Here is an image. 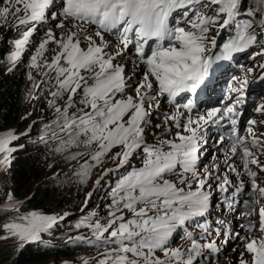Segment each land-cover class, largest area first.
I'll list each match as a JSON object with an SVG mask.
<instances>
[{
	"label": "snow or ice",
	"instance_id": "1",
	"mask_svg": "<svg viewBox=\"0 0 264 264\" xmlns=\"http://www.w3.org/2000/svg\"><path fill=\"white\" fill-rule=\"evenodd\" d=\"M204 3L205 0H61L59 15L76 21L73 26L80 31H84L80 27L82 24L95 25L94 35L102 42L104 32L117 35L123 49L118 50L116 56L121 55L130 45L134 47L146 69L143 81L135 88L139 102L132 96L118 98V94L124 93L127 87L124 69L113 64L115 56L105 54L104 48L109 45L96 44L90 34L84 35L89 43L83 49L80 40L76 39V32L70 31L66 38L57 40L49 30L46 38L36 47L35 55L31 56L30 67H37V59L43 55L49 42H55L59 47L51 63L45 62V66L55 72L53 79L56 91L50 93L53 99L49 105L54 106L57 98L68 93L63 108L56 106V125L66 137L60 139L57 151L79 144L97 145V150L90 157L95 163L85 162L82 166V182L87 179L91 168L101 163L114 147H121V151L112 157L114 161L119 160V166H123L137 149H142L144 153L143 165L123 176L112 189L107 222L101 224L96 221L88 225L97 239L116 245L105 252L99 264H198L204 249L214 253L220 251L215 242L201 244L192 232L184 233L190 241L186 248H171L167 244L178 227L196 217H203L209 210L210 192L204 189L206 186L211 188V173L205 169L201 175L195 169L197 132L214 117L216 121L228 117L233 113V107H227L220 116L217 113L221 109H212L207 117L200 115L195 120L189 116L183 128L190 135L177 133L176 139L180 143L161 141L160 146L148 145L144 141V128L141 127L144 118L149 115L144 107L145 99L156 100L159 96L167 95L171 102L181 93L195 92L208 76L214 60L230 59L234 53L246 51L257 43L254 22L237 21L241 15L242 0H207L208 5L216 7L210 8L208 13H201L199 8L204 7ZM261 3L264 4V0ZM3 4L0 7V19L11 13L19 25L29 22L38 24L46 20V10H50L53 0H3ZM181 10H184L181 12L182 20L175 15ZM249 14H252L251 11ZM51 15L53 20L57 19L55 12ZM221 17L224 19L220 30L232 28L233 32L218 46L217 37L209 41L208 33L210 26L218 24ZM56 27L63 28V22ZM259 28L264 33V18H261ZM34 31L35 24L23 33L21 39L14 41L16 50L10 54L13 62L20 58ZM217 47L219 54L213 55L212 49ZM256 55H264V48ZM261 67L264 68V65ZM248 71L251 72V69ZM246 83V80H240L239 88L233 87L230 91H242ZM152 92L155 95H151ZM77 96L82 107H77ZM181 106L190 113L193 102L188 100L178 105V108ZM149 107L152 105L149 104ZM256 110L264 112V104ZM179 115V112L165 115V121H177L179 127ZM231 123L235 125L236 120L232 119ZM254 123L249 121L250 125ZM193 124L196 127H192ZM248 132L252 133L251 127ZM53 137H58V134L53 132ZM18 138L12 133L0 136V170L10 165V154L17 149L9 147V144ZM259 143L253 137L250 145L256 147ZM164 145L168 146L167 151ZM250 145L238 136L232 144L231 152L233 156L240 157L246 174L253 177L249 196L258 193L259 197L264 198V187L257 184L254 179L256 173L249 168L250 164L257 165L260 172L264 173V165L259 164ZM178 166L185 173H192V179L187 183L186 178L179 181L184 187H178L175 182L165 178L174 173ZM229 169L239 175L234 166L229 165ZM108 171L105 170V175ZM96 183H99V179ZM193 183L196 185L195 190H192ZM227 184L229 181L225 177L220 185L221 191L227 190ZM242 188L241 183L236 191L240 192ZM8 200H12L11 193L8 194ZM12 210L18 211V208L13 205ZM125 210L131 213L129 218L125 217ZM246 214L252 213L250 211ZM56 219L37 212L18 216L3 224V229L10 233L3 238L16 237L24 242L40 241L41 234L48 232ZM259 226L260 231L264 232V206L259 208ZM197 227L205 226L197 224ZM243 248L251 259L244 260L242 252L240 264H264V238L246 237ZM157 252H162L163 258Z\"/></svg>",
	"mask_w": 264,
	"mask_h": 264
},
{
	"label": "rangeland",
	"instance_id": "2",
	"mask_svg": "<svg viewBox=\"0 0 264 264\" xmlns=\"http://www.w3.org/2000/svg\"><path fill=\"white\" fill-rule=\"evenodd\" d=\"M2 6H4L3 0H0V7ZM213 7H216V6H213ZM213 7L208 5L207 0H205L204 7H200L199 11L201 13H208L210 11V8H213ZM182 11L184 10H181L180 12L175 14L177 19L182 20V16H181ZM20 15H23V13H21ZM223 19L224 17H221L218 24H216L215 26H210V31L208 33L209 41L212 39V37H218L217 30H218V27H220V23H223ZM10 20H12V22L9 24ZM70 20L71 19H69V22L73 23V24L70 23L71 26H68V21H64L63 22L64 27L63 28L59 27L58 29H56V32L53 35L55 36L57 40H60L62 37L66 38V36L68 35V33L66 32L67 29L73 30L72 32H76L77 34L80 33L83 37L85 33L87 34L89 33L88 29H84V31H80L77 27H74L73 25L76 22L70 21ZM7 26L14 27V28L20 26V29H23L22 25H19L15 22V19L13 18V15L11 13L6 18L0 19V31L4 30V27L6 28ZM90 29L93 30V32L96 31L94 28H90ZM18 30L19 29H17L16 31ZM36 30L37 32L32 34L31 37H29L28 43L25 46L22 52V55L20 56V57H26L30 61H31V56L35 55L36 53V47L39 45L40 42H42L46 38V35H40L37 28ZM7 31L9 32L10 29H8ZM93 32H91L92 34L90 35H92V39L98 45L103 46L104 44H108L109 41L112 40L110 36H107L104 33H102L103 38H104L102 42L99 37L94 35ZM33 35H37V37H33ZM76 39H78V37H76ZM79 40H80L81 48H84V45L86 44L85 41L87 40H85L84 38L79 39ZM223 42L224 40H221L219 42V39H218V46L222 45ZM110 43L114 45L115 48L105 47L104 48L105 54L115 56L117 58L116 61H118L119 66L128 68L130 70L128 74L127 72H125L124 74L125 82L127 85V87L125 88L126 90L124 91V93L118 94V98L126 99L128 96L137 98V93L135 91V88H136L135 86L137 84L133 83L132 80L134 78L135 73L138 72V69L136 67H133V68L130 67L131 65H133V63L129 59H134V58L137 59L138 61L137 63L140 65V69H141L140 70L141 77H139L138 79L142 81H143V73L146 70L145 65L140 62L138 57H135L137 56V54L132 49L131 46H129L126 53L116 56L115 55L116 52L120 49H123V45L120 44L119 39H116V40L114 39ZM15 50L16 49L14 47L12 49V52ZM58 51H59L58 45L55 42H49L46 45L45 50L43 51V55L39 57L36 62L39 68L37 69V78L40 79V82H39L40 87L44 88L45 90H48L47 97L45 98L43 102L44 106L48 104L50 93L53 91H56L55 80L53 79L55 76V72L54 70L48 69L45 66V62L51 63L52 57ZM212 51H214V53L215 52L219 53V47L213 48ZM257 53H259V51H256L254 53H245L241 55L240 59H238V61L236 62L237 65L235 67L227 68L223 72L222 80L227 85H229V89L233 87L239 88L240 80L247 81L242 91H231V95L228 97V98H231L229 103L232 105L233 109L236 111L238 115L241 116L242 114H244V111H245V113L249 114L250 116L249 119H252L253 121H255V123L252 126V129L254 131V136L245 137L243 133L242 134L239 133V137H243L245 139V142L249 143V145L253 137L258 139L260 143L257 144L256 147H251L250 145V150L256 153V159L259 161V164L264 165V135H260V133H264V112H257L256 110L261 104H264V89L261 91V88L264 87V73L261 74V77L256 76L257 75L256 71L258 70L257 67L261 60V55H256ZM213 55H216V54H213ZM214 61H215V64L217 65L218 64L217 60H214ZM61 64L63 65V61H61ZM34 68L35 67H32V69L31 68L29 69L33 70ZM128 69H125V70H128ZM248 69H251V72H249ZM84 74L90 75L89 73H84ZM234 77L236 79H234ZM129 78H131L130 80L132 84H128ZM248 88L252 89L249 93H251L252 91L256 92L257 96L254 95L255 93L249 95L248 105H243L242 104L244 102L243 99H245V95H246ZM142 91H145V90H142ZM67 97H68V93H64L63 96L61 97L62 99L56 102L55 107L59 106L63 108L65 102L67 101ZM76 101H77V107H82V105H79V96L76 97ZM136 102H139L138 98L136 99ZM157 103L159 105V107L157 108H160L161 110L164 111L163 113L160 112V114L164 117L160 119V122L164 124L163 127H165L168 123L171 124L174 122V120L165 121V115L171 116L179 112L181 113V115H179L178 118L184 116L183 110L181 107L179 108L175 107L172 113L165 112L166 111L165 109L167 108L164 104V101L161 100L160 102H158V97L156 98V100L145 99L144 107L146 110H151L152 107H149V104L153 105V108H154L155 106H157ZM179 104L182 105L181 103ZM70 111H76V109H70ZM194 111L196 112V110ZM200 115L202 114L199 113L198 115H195L193 119L194 120L197 119L198 116ZM47 117L51 120L57 121L56 110L52 107L50 109H45L43 107H40L38 113L37 111L32 112V104L29 103L21 118L22 121H27V122L24 123L19 128L14 127V128L0 130V136H4L8 133L15 134L19 138L16 140H12L9 144V147L18 149L24 145L25 139L24 138L20 139V137L23 136L27 132L28 128L31 126V123L37 119H40V118L45 119ZM49 119H46V120H49ZM125 119H127V117H125ZM186 121H184V124L186 123ZM148 123L150 124L153 123V120L150 119ZM143 125H146V121H144L141 126ZM195 126H196L195 124L192 125V127H195ZM149 127L150 125L147 124L145 128L146 135L144 138H146V144L150 143V138H152L148 132ZM43 128H44L43 124H40V126L38 127V130H39L37 134L38 138L43 135ZM200 129H203V133H204L203 135L201 133L199 134L197 133V137H198L197 143H200V147H201V152L199 154L201 159L203 160V162H205L206 159L207 160L209 159V162L214 164L213 167H217V169L220 166V171H219L220 184L216 186L217 188L215 190L216 195H219L221 197L218 202V207L223 206V205L227 206V204H230L232 202L231 201L232 199H235L239 196H243L242 194H244L247 198H251V203L249 206H250V209L254 212L251 217V230L250 228H248L247 235H248V238L261 239L262 231H260V226L258 222V212H259V208L264 206V198L259 197L258 193L254 194L253 196H248L245 193L241 194L240 192H236V190L234 189L235 187L236 188L240 187L241 183L242 184L248 183V186H249L248 189L250 190L253 177H250L249 175L246 174L243 168V165H242V161L239 156H233L232 158V153H231V149L229 145L232 142L227 140L225 144H223L222 146L220 145L218 147H216L215 144H213L216 141L217 135L219 134V132H221L220 130H217L211 124L209 125V123H207L206 125H203ZM51 133L50 135L53 137V134ZM56 133L58 135H62L58 138L66 139V137H64L62 133L60 132H56ZM180 133L185 136L190 135V133L184 131V128L180 130ZM175 137L176 136H174V139H173L174 142L180 143V141L176 139ZM161 141H172V137L170 136V134H169V137L166 134H163L157 139V143L160 144ZM59 147H60V140H57L55 143V148L58 149ZM79 147L81 148V151H78L75 148H73L74 152L71 154H68L67 149L60 151V153L58 154V158L61 159L62 161L67 160V157H66L67 155L71 157V160L68 166L66 167L67 168V170L65 171L66 174L71 172V169L73 171H79L81 173L82 166L85 164V162H88L89 164L95 163L94 161L90 159V157L97 150V145L96 144H91V145L79 144ZM164 150L167 151L168 148ZM119 151H121V147L112 148L111 151H109L106 154V156L103 158L101 163H99L95 167H92L87 176V179L81 182L82 187L76 194H75V191H77V188H76L77 183H74V184L71 183V187L67 189L68 195L71 196L73 194L75 197V203H74L72 211H74L76 214H79V216L81 217H82V214H86V217L83 220H77V221L73 220L75 222L70 221L69 225L65 224V222L61 223V226H63V230L66 231L65 233L67 237L66 240H83V241L87 240L88 241V239L91 238V239L96 240L95 243L98 240H101L102 244L100 246H105V249L102 251L99 249L94 250L92 256L89 259H88V255H85L75 261L66 260L65 264H99V262L102 259H104L105 252L110 251L111 248L116 247V245L114 244H107L102 239H97V237L93 234L91 227H89L88 225L96 221H99L101 224H104L107 222L109 218L108 213L110 211L109 205L112 203V195H111L112 192L110 191L112 188L111 186L108 185V183H112L113 181L115 183H118V181L123 176L130 173V171L128 170V168L126 169V167L129 164V162L133 159L135 153H133V155L128 159V161L123 166H119V160L114 161L112 159V157ZM12 153L10 154V161L12 158ZM229 165L234 166L237 169V172L239 173V175H237V173L232 172L229 169ZM249 168L252 172L256 173V176H255L256 178L254 179L256 180L257 184L261 187H264V173L260 172V169L259 167H257V165L250 164ZM106 169L110 171H108L107 174L105 175ZM205 169H207V164H205L203 168L198 167L196 171L197 173L203 175ZM10 173H11L10 165L0 170V248L4 250H15V249L18 250L22 247L21 245H24L27 242L21 241L16 237H12L10 239H4L3 237L9 236L10 233H7L3 229L2 227L3 224L15 220L18 216H25L32 212L41 213L47 216H54L57 218L56 221H58V220H61L67 213H71L72 211L70 212L65 211L62 214H58L54 212H39L33 209L21 210L20 209L21 203L25 200L27 196L31 194L30 192L33 189H30V191L28 192H24L22 195H13L9 190L10 181H11ZM74 173L77 175L76 172H73L72 175H74ZM187 174H192V173L191 172L185 173L180 167H177L174 173L166 175L165 178L171 179L170 181H172V179H175L178 177H187ZM79 177L81 179V175H79ZM190 177H188L185 180V182L190 181L192 179ZM225 177H227L229 181V184L225 185L227 189L226 191H228L229 194H234L233 197L231 196L227 197L226 191H221L220 189V185L223 183V180ZM61 179H64L63 175L61 176ZM98 179H99V183L97 184L96 181ZM69 180H71V177H69ZM216 183L217 181L213 182L214 185ZM178 186H181V184H178ZM97 191L101 192V194L104 195L99 205H98L99 196L96 195ZM9 193H11V196H12L11 201L8 200ZM222 203L224 204L222 205ZM13 205H15V207L18 208V211L12 210ZM124 215L126 218H129L131 216V213H128L125 210ZM106 236H107V233L105 234V237ZM95 247H98V246H95ZM203 252H207V249L203 250ZM160 257L162 258L163 256H160ZM232 257L234 256H229V258H226V257L224 258L227 259L228 264H240V261L242 258L241 254L239 255L237 259H234ZM250 258L251 257L248 253H244L243 255L244 260L250 261ZM198 262H201V257L198 258ZM6 264H10V260Z\"/></svg>",
	"mask_w": 264,
	"mask_h": 264
},
{
	"label": "trees",
	"instance_id": "3",
	"mask_svg": "<svg viewBox=\"0 0 264 264\" xmlns=\"http://www.w3.org/2000/svg\"><path fill=\"white\" fill-rule=\"evenodd\" d=\"M251 11V15L249 12ZM57 14V19L53 20L51 13ZM61 11L52 9L46 10V20L40 22V25L35 22H29L24 24L23 29L20 26L14 28L7 26L4 30L0 31V130L9 128H19L27 121H22V115L30 103L32 104V112L38 113L40 107L50 109L51 107L56 110V102L61 100L59 97L55 101L54 106L49 105V101L52 100V96H49L48 104L44 106L43 102L47 97V91L40 87V79L37 78V67L33 70L30 67L31 61L26 57H20L19 60L13 62L10 58L12 49L15 47L14 41L22 38L23 33L33 28L38 29L40 35H46L51 30L55 34L56 25L60 22L68 21L63 16H60ZM14 18V17H13ZM261 18H264V5L261 0H242L241 3V15L237 18V21L252 20L254 22L253 28L257 32L258 41L250 48H261L264 44V33L261 32L259 25ZM12 20L9 21V24ZM76 22V21H75ZM72 22L68 21V26H71ZM77 23V22H76ZM75 23V24H76ZM73 24V23H72ZM86 24L80 25L81 28H85ZM10 29L8 32L7 30ZM19 29L18 31H16ZM73 30L67 29V33ZM34 31V33H36ZM232 28L225 34L226 39L232 34ZM33 33V34H34ZM37 37V35H33ZM67 37V36H66ZM78 39L84 37L79 33ZM31 68V69H29ZM51 92V91H50ZM35 109V110H33ZM153 123H148L149 133L152 135L151 141H154L156 137L155 132L161 127L159 123V114L153 112L150 116ZM47 118H40L31 123L27 132L20 137L25 139L23 146L12 153L10 161V186L9 190L13 195H22L24 192L33 189L29 196L21 203L20 209L27 210L33 209L39 212H54L62 214L65 211H72L75 197L72 194L68 195V188L71 187V183H77V191L80 190L81 182L79 171H73L68 174L65 173L67 166L71 160V157L67 155V160L62 161L58 158L60 151L55 148V143L60 140V136L52 137L51 132H60L56 125L55 120H46ZM43 124V135L38 138V127ZM159 125V127H157ZM53 134V133H51ZM53 140V141H52ZM81 151L79 145L67 148L68 154L74 152V149ZM144 160V153L142 149L135 152L133 159L129 162L126 169L131 172L132 164L138 161ZM69 169V168H68ZM73 172H76L77 175ZM64 179H61V176ZM71 177V180H69ZM74 179V180H73ZM111 188H115L117 183L114 181L108 183ZM112 189L110 190L112 192ZM28 194V193H27ZM99 196V203L104 195L101 192H96ZM76 214L74 211L67 213L61 220L56 221L48 232L41 234L40 241H32L24 244L20 249L4 250L0 248V264H6L10 260V264H65L66 260L75 261L80 257L88 255V259L92 256L94 250H104L105 246H100L101 240L96 243L94 239L87 240H66V231L63 230L61 223L69 225V222H75L73 220H83L86 214H82V217ZM78 228V227H77ZM175 233V234H174ZM171 241H168L167 246L171 248H183L186 243L182 237L178 228L174 231ZM104 242L105 240L102 239ZM98 246V247H95ZM159 256H162V252H157Z\"/></svg>",
	"mask_w": 264,
	"mask_h": 264
},
{
	"label": "bare ground",
	"instance_id": "4",
	"mask_svg": "<svg viewBox=\"0 0 264 264\" xmlns=\"http://www.w3.org/2000/svg\"><path fill=\"white\" fill-rule=\"evenodd\" d=\"M86 49V48H84ZM150 103V102H149ZM159 107V106H158ZM152 109V108H151ZM163 109V108H162ZM166 110V109H165ZM169 124V123H168ZM261 138V137H260ZM259 177V176H258ZM256 178V177H255ZM260 178V177H259ZM258 180V179H257ZM259 183V182H258ZM256 197V196H255ZM254 199V198H253ZM254 204V203H253ZM260 204V203H259ZM255 225V224H254ZM257 226V225H256Z\"/></svg>",
	"mask_w": 264,
	"mask_h": 264
}]
</instances>
